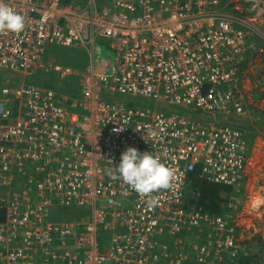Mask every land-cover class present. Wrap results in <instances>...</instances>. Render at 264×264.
Returning a JSON list of instances; mask_svg holds the SVG:
<instances>
[{
    "label": "built area",
    "instance_id": "obj_1",
    "mask_svg": "<svg viewBox=\"0 0 264 264\" xmlns=\"http://www.w3.org/2000/svg\"><path fill=\"white\" fill-rule=\"evenodd\" d=\"M79 2L4 0L25 27L0 33V70H54L79 89L0 90V264H264L246 248L263 231L264 204L245 206L254 144L240 129L264 103V0ZM54 46L85 49L88 65L45 61ZM128 147L174 173L152 194L155 208L115 175ZM193 176L231 189L222 213L188 207L200 194ZM66 210L82 216L61 221Z\"/></svg>",
    "mask_w": 264,
    "mask_h": 264
},
{
    "label": "rangeland",
    "instance_id": "obj_2",
    "mask_svg": "<svg viewBox=\"0 0 264 264\" xmlns=\"http://www.w3.org/2000/svg\"><path fill=\"white\" fill-rule=\"evenodd\" d=\"M97 45H101V47L103 46V55L106 56L107 50L104 47L105 44L97 42ZM48 53H51L55 58H49V56L45 55V61H49L50 59L53 65L58 62L63 68H71L75 71V73L83 71L88 65L89 57L86 56L85 53L78 52L75 49L62 46H54L48 50ZM255 74L256 78L262 83V85H264L263 62L258 61ZM23 83H25L26 85L32 84L38 87H52L54 90L60 92L61 94L69 96H73L74 93L79 89L78 84L75 82V76H69L67 77V80H64L61 79L59 74L54 70L48 73L35 71L32 74L25 76L22 73H13L5 70H0V88H3L6 85L17 87ZM262 92L264 101V91ZM117 98L120 99V101H123L126 104L132 106H145L151 109H155L156 107L159 108V106L156 105L155 102L148 101L145 98H131L129 96L121 94H118ZM257 98L258 97L256 96V99ZM253 99L255 100V97ZM260 110L261 111L258 112V118H255L252 122L241 121L240 123V128L245 130L246 133L249 134L250 131L254 130L249 134V138L250 141L253 142V144L257 145V151L254 153V155H256L257 161H255L252 165L253 171H250L251 184L247 190L248 199L245 200V206H248L249 210H252V208H254L252 206V201L253 199L257 198L256 191L262 190V192L260 191L259 195L261 194V197H263V199H260L261 202L259 206L264 204V104L262 106V109ZM179 111L182 113L186 112L194 116L200 115L201 117H206L203 113L198 112L192 107H182L179 109ZM251 134L253 136H250ZM255 163H257V165H255ZM252 166L250 167V170ZM188 191H192V189L189 187ZM259 214L260 216L264 214V206ZM246 221L248 222V219L244 220V222ZM252 238L253 239H251V241L247 243L246 248L249 249L248 251L251 255L260 257L264 260V227L263 231L260 234L255 235ZM107 240L108 238L103 239L104 243H107Z\"/></svg>",
    "mask_w": 264,
    "mask_h": 264
},
{
    "label": "clouds",
    "instance_id": "obj_3",
    "mask_svg": "<svg viewBox=\"0 0 264 264\" xmlns=\"http://www.w3.org/2000/svg\"><path fill=\"white\" fill-rule=\"evenodd\" d=\"M24 27V17L0 0V33L19 34ZM115 175L132 191L146 197V205L152 209L159 203L152 194L170 188L174 173L160 155L128 147L121 153L120 162L115 166ZM260 202L259 198H255L252 206L256 207Z\"/></svg>",
    "mask_w": 264,
    "mask_h": 264
},
{
    "label": "trees",
    "instance_id": "obj_4",
    "mask_svg": "<svg viewBox=\"0 0 264 264\" xmlns=\"http://www.w3.org/2000/svg\"><path fill=\"white\" fill-rule=\"evenodd\" d=\"M62 1H63V3H70L73 1L80 3L79 0H62ZM50 48H48V50ZM48 50H47V56L49 55V56L53 57L51 53H50L51 55L48 53ZM78 52H81V51H78ZM53 58H55V57H53ZM75 80H78L77 76H75ZM49 88H52V87H49ZM258 112H260V111H256L257 115H259ZM240 129H242V128H240ZM253 131L254 130L250 131V133H252ZM250 136H253V135L251 134ZM191 180L196 183V186L200 190V194H199V198H197V199L193 198L191 196L194 194V192H191L189 194L190 195L189 196L190 202L188 204V207L190 209H192V206L195 205L198 209H201L203 211L211 212L214 214L222 213L223 208L227 204V201L229 200V196L231 195V189L224 187V186H220V185H212L206 181L199 182L200 180H199L198 176H193V178ZM189 186L194 187L193 184L189 185ZM66 212H67L66 214L70 215V216H66L67 219L74 220V219H78L79 217L82 216V214H79V213H76L73 211L66 210ZM3 219H4V213L0 211V221H2ZM196 238L189 236V237H186L185 239H187L191 243L190 245H195L197 243L201 244L199 238H197L198 240ZM186 251L188 253L191 252V250L188 249V247L186 248ZM191 255H193V253ZM250 263H251V258H244L240 262V264H250Z\"/></svg>",
    "mask_w": 264,
    "mask_h": 264
},
{
    "label": "crops",
    "instance_id": "obj_5",
    "mask_svg": "<svg viewBox=\"0 0 264 264\" xmlns=\"http://www.w3.org/2000/svg\"><path fill=\"white\" fill-rule=\"evenodd\" d=\"M77 51H81V52H83V53H85L86 54V52L85 51H83V50H77ZM51 55V54H50ZM49 56V55H48ZM87 56V55H86ZM89 57V56H88ZM49 58H52L51 56H49ZM89 61V60H88ZM256 61H261V62H263L264 63V60H262V59H256ZM49 63H51V61H50V59H49V61H48ZM52 64V63H51ZM55 65H58V66H61L58 62L55 64ZM62 67V66H61ZM68 68V67H67ZM1 87V86H0ZM47 88H49V87H47ZM0 90H1V88H0ZM257 95H255V97H256ZM118 99V98H117ZM118 100H120V99H118ZM264 104V103H263ZM257 151V145L256 144H254V150H253V153H252V155H253V162H252V165L254 164V162L255 161H257V158H256V155H254V153ZM255 165H257V163H255ZM251 171H253V166H252V168H251ZM227 201V200H226ZM228 202V201H227ZM67 216H70V215H68L67 214ZM65 219H67V217L65 218V217H62L61 218V221H63V220H65ZM83 219H85V217H83ZM68 221H72L71 219H67ZM248 258H250V257H248ZM251 262H252V259H251ZM251 264V263H250ZM252 264H253V262H252Z\"/></svg>",
    "mask_w": 264,
    "mask_h": 264
},
{
    "label": "bare ground",
    "instance_id": "obj_6",
    "mask_svg": "<svg viewBox=\"0 0 264 264\" xmlns=\"http://www.w3.org/2000/svg\"><path fill=\"white\" fill-rule=\"evenodd\" d=\"M75 50H79V49H75ZM83 51H85V49H82ZM46 55H47V52H46ZM104 56V55H103Z\"/></svg>",
    "mask_w": 264,
    "mask_h": 264
}]
</instances>
